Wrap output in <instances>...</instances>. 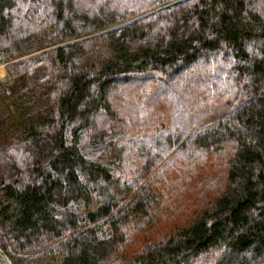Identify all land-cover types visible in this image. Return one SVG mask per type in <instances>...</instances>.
<instances>
[{"label":"trees","instance_id":"1","mask_svg":"<svg viewBox=\"0 0 264 264\" xmlns=\"http://www.w3.org/2000/svg\"><path fill=\"white\" fill-rule=\"evenodd\" d=\"M0 52V264H264V0H0Z\"/></svg>","mask_w":264,"mask_h":264},{"label":"built area","instance_id":"2","mask_svg":"<svg viewBox=\"0 0 264 264\" xmlns=\"http://www.w3.org/2000/svg\"><path fill=\"white\" fill-rule=\"evenodd\" d=\"M5 59L2 52H0V81H3L6 79V70H5Z\"/></svg>","mask_w":264,"mask_h":264},{"label":"rangeland","instance_id":"3","mask_svg":"<svg viewBox=\"0 0 264 264\" xmlns=\"http://www.w3.org/2000/svg\"><path fill=\"white\" fill-rule=\"evenodd\" d=\"M189 218H190V214L185 216V217L179 218V224L186 222Z\"/></svg>","mask_w":264,"mask_h":264},{"label":"bare ground","instance_id":"4","mask_svg":"<svg viewBox=\"0 0 264 264\" xmlns=\"http://www.w3.org/2000/svg\"><path fill=\"white\" fill-rule=\"evenodd\" d=\"M7 78V77H6Z\"/></svg>","mask_w":264,"mask_h":264}]
</instances>
